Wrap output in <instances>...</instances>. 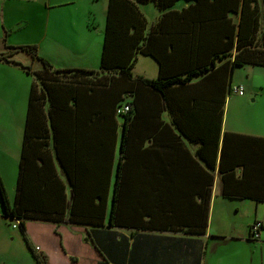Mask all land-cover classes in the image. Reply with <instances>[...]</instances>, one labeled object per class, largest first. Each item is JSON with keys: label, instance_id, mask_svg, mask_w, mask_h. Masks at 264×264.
<instances>
[{"label": "crops", "instance_id": "obj_1", "mask_svg": "<svg viewBox=\"0 0 264 264\" xmlns=\"http://www.w3.org/2000/svg\"><path fill=\"white\" fill-rule=\"evenodd\" d=\"M133 1L145 17V33L152 35L149 49L155 55L139 53L132 73L157 79L162 73L184 76L194 66L211 65L215 54L225 51L229 19L234 34L238 33L244 0H168L169 5L162 7L154 1ZM257 2L262 6L263 0ZM149 4L153 7L146 6ZM92 5V0L81 6L78 0H0V53L10 51L11 46L35 44L38 54L56 69L99 70L109 0L100 22L92 20ZM70 6L74 10H68ZM261 21L264 23L263 16ZM237 43L235 36L233 54ZM19 52L27 55L25 60L42 64L26 51L15 54ZM148 57L156 62L155 67ZM8 58L0 60V84L4 87L15 85L10 68L18 65ZM230 58L234 56L218 60L215 68L186 85L169 88L168 104L161 93L146 86L127 94L128 100L137 96L139 112L123 157L124 116L115 115L116 141L101 142L95 135L96 123L90 121L97 118L98 101L83 98L94 114L89 108L81 110L86 111V132L75 150H70L71 164L77 165L79 180L86 187L105 180L109 207L119 176L121 209L126 215L121 225H110L108 214L105 226L92 230L81 224L28 220V236L37 250L48 255L50 264H264V226L259 238H250V226L257 220L264 224V200L256 197L264 195V129L254 127L253 122L248 126L239 123V114L227 123L225 106L233 93L229 87L236 68L227 77L222 67ZM140 59L143 67L136 73ZM28 62L21 63L35 70ZM42 68L43 64L37 70ZM32 76L31 88L36 81ZM73 119L70 128L76 132L78 122L75 116ZM22 141L23 137L16 144L15 140L3 144L14 160L18 143L21 157ZM105 150L113 152L112 159ZM82 166L85 175L78 171ZM57 167L69 194L71 186L58 161ZM240 207L251 213L244 225L230 217L240 212ZM243 246L251 252L240 250Z\"/></svg>", "mask_w": 264, "mask_h": 264}, {"label": "trees", "instance_id": "obj_2", "mask_svg": "<svg viewBox=\"0 0 264 264\" xmlns=\"http://www.w3.org/2000/svg\"><path fill=\"white\" fill-rule=\"evenodd\" d=\"M136 1L142 3L154 1L159 7L169 5L168 0ZM169 1L171 3L174 0ZM261 16L264 17V0L262 6L257 0L242 1L240 28L235 35V29L229 19L230 33L225 35V51L217 52L211 65L194 66L187 69L184 76L181 74L165 76L162 73L157 79H147L133 75L132 69L139 53L155 55L152 53L153 50L149 49L152 35L145 33V17L133 0H109L99 70L56 69L50 61L38 54L35 44L11 46L10 51L0 53V60H9L8 57L23 50L32 57H37L43 64L42 69L32 70L21 62L11 60L36 77L29 94L14 201L10 200L0 172V197L4 216L15 223L18 222L37 264H50L49 257L43 251L37 250L29 238L26 225L28 220H40L58 225L81 224L92 230L104 227L108 214L110 225H121L122 217L125 219L126 212L121 209L120 177L116 179L109 207V188L108 184L105 185V180L99 179L94 187H86L79 180L77 165L73 167L71 164L73 158L70 150H75L79 138L84 139L82 137L86 132L84 121L87 119L83 117L86 111L82 113L81 110L83 107L86 110L89 108L90 114H94L92 105H84V100L90 96L98 101L95 106L97 118L90 121L92 124L96 123L95 135L101 142L116 141L118 122L115 120V115L124 116V129L121 135L123 157L126 153L125 144L129 141L128 134L139 112L137 96L128 100L127 94L135 93L136 87L146 86L154 92L161 93L162 99L164 98L168 104L169 88L177 84H188L195 77L215 68L218 60L234 56L233 59L226 60L222 67L227 77L237 66L264 65V23L263 20L261 21ZM234 26L236 28V25ZM235 36L238 38V43L233 54ZM194 38L196 40L197 36L195 35ZM3 39L6 40V35ZM198 39L201 43L202 37L198 36ZM155 57L163 63L160 56ZM88 90L91 94L86 95ZM126 104L130 105V110L119 113L118 108ZM74 116L78 122L76 128H79L76 132L70 128ZM50 148L55 154H52ZM105 154L112 159L113 152L108 153L105 150ZM56 160L71 186L69 194L67 184L58 171ZM121 169L119 164L118 173ZM78 171L81 175L86 174L84 166ZM256 197L264 200V195ZM131 213L136 214V211L133 210ZM205 227L203 226L201 231H204Z\"/></svg>", "mask_w": 264, "mask_h": 264}, {"label": "rangeland", "instance_id": "obj_3", "mask_svg": "<svg viewBox=\"0 0 264 264\" xmlns=\"http://www.w3.org/2000/svg\"><path fill=\"white\" fill-rule=\"evenodd\" d=\"M108 0H92V15L93 22H100L101 14L106 9ZM79 6L85 5V0H78ZM146 6L153 5L149 4ZM145 7V6H144ZM74 7H67L69 10H74ZM151 11V10H148ZM25 53L13 54L10 57L17 61H28V65L35 70L41 67L39 63L33 62L31 58L25 60ZM29 57V56H28ZM143 58V57H141ZM140 59L139 64L135 68V72L143 67ZM151 62V66L155 67L156 62L152 58H147ZM27 63V62H26ZM19 64L15 68H10V74L15 80V85L2 86L0 84V172L3 176L7 192L11 194L10 200H14L15 183L19 173V157L20 143H18V157L14 160L13 156L6 152L3 144H10L15 140H22L23 127L27 115V106L29 101V93L31 81H33V73L23 71ZM30 74V75H29ZM10 76V77H11ZM241 81V82H238ZM243 83L245 93L243 95L229 93L226 102L227 123L232 122L233 118L239 114V123L248 126L250 122L257 128L264 129V67L254 65H242L236 67L233 77V86ZM245 98V99H244ZM3 203L0 197V263L6 261L8 264H35L36 260L26 243L23 233L16 222L17 227L13 229L15 221H12L4 216ZM232 220L241 224H247L251 219V213L245 212L244 207H240V212L230 214ZM34 227V226H33ZM240 250L250 251L247 246H243ZM32 254V255H31ZM34 257V258H33Z\"/></svg>", "mask_w": 264, "mask_h": 264}, {"label": "built area", "instance_id": "obj_4", "mask_svg": "<svg viewBox=\"0 0 264 264\" xmlns=\"http://www.w3.org/2000/svg\"><path fill=\"white\" fill-rule=\"evenodd\" d=\"M230 91L236 94L243 95L245 93V87L243 85H231ZM130 110V105L126 104L123 107L118 108V112H126ZM263 221L257 220L250 226V235L251 238L257 239L260 237L261 229L263 228ZM14 227H16V224H14Z\"/></svg>", "mask_w": 264, "mask_h": 264}, {"label": "bare ground", "instance_id": "obj_5", "mask_svg": "<svg viewBox=\"0 0 264 264\" xmlns=\"http://www.w3.org/2000/svg\"><path fill=\"white\" fill-rule=\"evenodd\" d=\"M16 224V223H15ZM264 226V225H263ZM16 227H17V224H16Z\"/></svg>", "mask_w": 264, "mask_h": 264}]
</instances>
